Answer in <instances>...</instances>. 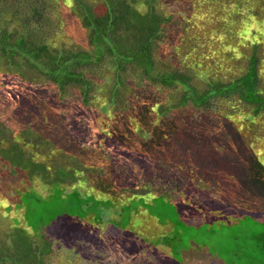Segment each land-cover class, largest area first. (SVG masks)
Wrapping results in <instances>:
<instances>
[{
    "label": "trees",
    "instance_id": "trees-1",
    "mask_svg": "<svg viewBox=\"0 0 264 264\" xmlns=\"http://www.w3.org/2000/svg\"><path fill=\"white\" fill-rule=\"evenodd\" d=\"M180 44L190 70L168 62ZM262 50L264 0H0V264H47L52 241L76 243L62 214L29 223L32 192L166 195L209 224L264 210ZM80 240L144 257L136 238L126 249L117 235Z\"/></svg>",
    "mask_w": 264,
    "mask_h": 264
},
{
    "label": "rangeland",
    "instance_id": "rangeland-1",
    "mask_svg": "<svg viewBox=\"0 0 264 264\" xmlns=\"http://www.w3.org/2000/svg\"><path fill=\"white\" fill-rule=\"evenodd\" d=\"M219 25L220 23H216L212 28ZM212 28L200 29H204L210 39ZM59 39L64 44H72L71 38L65 33H62ZM218 42L220 43L219 40ZM177 48V52L172 53L173 56L168 58V62L174 60L178 62V68H182L179 70H185L188 68L186 63H179L184 58V45L180 44ZM202 51L206 53L208 49L203 48ZM205 53L203 56L212 63L213 59ZM260 54L264 59V50ZM158 93L162 101L168 96V92ZM37 101L44 103L41 99ZM213 105L212 120H209V123L215 128L214 123L220 126L223 118L215 112L218 106ZM131 122L129 123L136 131V124ZM64 124L69 125L67 121ZM222 132L220 127L216 135L220 136ZM226 140L227 138L224 137V140H220L217 144V154L222 156L226 154V143H228ZM90 150L92 151L91 147ZM59 157L54 156V159ZM79 168L81 169V167H75L74 170ZM13 181L10 182L12 189L20 191L25 187L19 180ZM8 185L9 181L1 179L0 190L3 188L4 191ZM79 187L80 189L71 187L72 189L69 188L67 191L55 189L49 196L43 198L32 192L35 196H30L37 200H30L27 196L24 202L25 217L33 226L41 227L42 223L48 226L56 215L61 214V218L74 222V226L68 227V230L76 243L72 247H66L63 242L56 245L52 241L51 255L49 259H46L47 264H147V259L152 260V254L156 257L155 260L150 261L153 264H167L168 258L178 264H264V238L252 241V237H260L264 234V210L259 207H256L253 214L236 212L229 215L225 219V224L221 220L215 224H209L192 215L186 207L176 205L166 195L139 196L134 199H126L123 196V200L116 201L112 196L102 194L100 197L85 186ZM40 190L46 191L38 188V191ZM1 228L8 231L9 222L0 220V230ZM96 232L108 238L117 235L119 241H125V249L129 239H139L142 241L144 257L136 260L126 250L124 251L126 257H124L119 256L118 252L111 248L98 245L93 247L88 242H84L85 240L80 242V238L84 239ZM129 233L135 236L128 237ZM26 237L30 240L33 235L28 233ZM34 242H37V239H34ZM147 249H151L152 254ZM252 250L259 253V256H253ZM159 251L163 253L162 256L158 255Z\"/></svg>",
    "mask_w": 264,
    "mask_h": 264
}]
</instances>
